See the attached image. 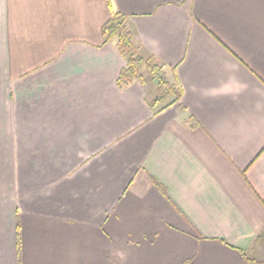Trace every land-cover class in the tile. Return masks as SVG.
I'll return each mask as SVG.
<instances>
[{"label":"crops","instance_id":"crops-1","mask_svg":"<svg viewBox=\"0 0 264 264\" xmlns=\"http://www.w3.org/2000/svg\"><path fill=\"white\" fill-rule=\"evenodd\" d=\"M0 264H264V0H0Z\"/></svg>","mask_w":264,"mask_h":264},{"label":"trees","instance_id":"trees-1","mask_svg":"<svg viewBox=\"0 0 264 264\" xmlns=\"http://www.w3.org/2000/svg\"><path fill=\"white\" fill-rule=\"evenodd\" d=\"M127 20V16L113 13L102 30L105 44L115 39L120 54L127 61V66L121 71L117 84L120 87H126L135 80L145 83L144 78L140 75V71L145 69L152 79L164 89L159 97L149 102L152 109H155L158 105H163V108L160 109L161 112L171 105L165 103L168 97L174 96L173 103L181 99L182 88L176 78L173 81L168 79L166 66L160 63L155 56H146L141 52V49L135 43L134 33L127 26Z\"/></svg>","mask_w":264,"mask_h":264},{"label":"rangeland","instance_id":"rangeland-1","mask_svg":"<svg viewBox=\"0 0 264 264\" xmlns=\"http://www.w3.org/2000/svg\"><path fill=\"white\" fill-rule=\"evenodd\" d=\"M160 92H161V94L164 92V89L162 87H161V91ZM113 262H114V259H113Z\"/></svg>","mask_w":264,"mask_h":264}]
</instances>
